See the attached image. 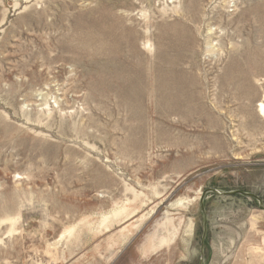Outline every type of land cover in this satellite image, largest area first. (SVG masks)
I'll return each mask as SVG.
<instances>
[{
	"label": "rangeland",
	"instance_id": "374dc122",
	"mask_svg": "<svg viewBox=\"0 0 264 264\" xmlns=\"http://www.w3.org/2000/svg\"><path fill=\"white\" fill-rule=\"evenodd\" d=\"M261 53L264 0H0V264H198L204 190L264 201ZM206 210L204 264H264L255 200Z\"/></svg>",
	"mask_w": 264,
	"mask_h": 264
},
{
	"label": "bare ground",
	"instance_id": "6f19581e",
	"mask_svg": "<svg viewBox=\"0 0 264 264\" xmlns=\"http://www.w3.org/2000/svg\"><path fill=\"white\" fill-rule=\"evenodd\" d=\"M236 3V2H235ZM226 7V6H225ZM237 7V6H236ZM239 8V7H238ZM215 10V9H214ZM88 20V19H87ZM214 20V19H213ZM218 21V20H217ZM77 22V21H76ZM207 22V21H206ZM241 23V22H240ZM94 24V23H93ZM98 24V23H97ZM239 25V24H238ZM254 25V24H253ZM259 25V24H258ZM99 26V25H98ZM96 27V26H95ZM91 28V27H90ZM97 28V27H96ZM95 28V29H96ZM213 28V27H212ZM87 30L89 29L88 27L86 28ZM93 30V29H92ZM237 30V29H236ZM263 31V30H262ZM85 32H87V31H85ZM88 32H89V30H88ZM99 32V31H98ZM261 32V31H260ZM91 33V32H90ZM223 33V32H222ZM84 34V33H83ZM209 34V33H208ZM79 35H81V34H79ZM85 35V34H84ZM222 35V34H221ZM254 35V34H253ZM263 35V34H262ZM98 36V35H97ZM210 36H211V34H210ZM218 36H220V35H218ZM223 36V35H222ZM221 36V37H222ZM240 37V36H239ZM66 38V37H65ZM83 38H84V36H83ZM88 38V37H87ZM252 38H254V37H252ZM256 38V37H255ZM254 38V39H255ZM65 40V39H64ZM230 40V39H229ZM56 41V40H55ZM75 41V40H74ZM87 41H88V39H87ZM256 41V40H255ZM86 42V41H85ZM88 42H91V40H89ZM83 43V42H82ZM81 43V44H82ZM100 43V42H99ZM254 43V42H253ZM85 44H87V43H85ZM130 44V43H129ZM113 45H115L114 43H113ZM79 46V45H78ZM96 46V45H95ZM104 48H105V46H103ZM111 47H113V46H111ZM95 48V47H94ZM64 49H65V47H64ZM67 49V48H66ZM114 49V48H113ZM61 51H63L62 50V48H61ZM218 51H220V50H218ZM56 52H58V51H56ZM111 52V51H110ZM71 53V52H70ZM114 53V52H113ZM216 53V52H215ZM75 54V53H74ZM262 54V53H261ZM94 55V54H93ZM259 55V54H258ZM262 55H264V53L262 54ZM218 56V55H217ZM117 57V56H116ZM258 57H260V55L258 56ZM111 58H114V56H112ZM262 58V57H261ZM260 58V59H261ZM252 59H254V58H252ZM252 59H250V61L252 60ZM259 59V58H258ZM263 59H264V56H263ZM107 60V59H106ZM248 60H249V58H248ZM255 60V62H256V59H254ZM253 60V61H254ZM262 62H264L263 60H261ZM261 61H260V63H261ZM252 64H254V63H252ZM262 64V63H261ZM261 64H260V67H261ZM87 65V64H86ZM251 66V65H250ZM254 66H255V64H254ZM257 66V65H256ZM262 66H264V65H262ZM253 67V66H252ZM252 67H247V68H252ZM256 68V67H255ZM262 69V68H261ZM254 70V75H255V69H253ZM258 70H260V68L258 69ZM263 71V70H262ZM261 71V72H262ZM248 72V71H247ZM257 72V71H256ZM264 72V71H263ZM262 72V73H263ZM139 74H140V79H138V85H139V83L141 84V85H144V84H146V85H148V86H152L150 83H152L153 81V75L151 74V73H147L146 74V71H139L138 72ZM250 73V72H249ZM117 74L119 75V74H121V72L120 71H117V72H115L114 73V76H112V81H114L115 80V77L117 76ZM122 75V74H121ZM250 77V76H249ZM248 77V78H249ZM160 81H162L163 83H164V80H162V79H160ZM245 81V80H244ZM246 81H248V80H246ZM240 82V81H239ZM144 83V84H143ZM241 84H242V82H240ZM166 84V83H165ZM241 84H240V86H238V84H237V87H240V88H242L241 87ZM243 85V84H242ZM166 87H168L167 85L166 86H164V88H161V89H157V90H159L158 92L161 94V99H163V100H165V99H167V97H168V95L170 94V92L168 91L169 90V88H166ZM120 88V87H119ZM251 88H253V87H251ZM130 89V88H129ZM136 89H133V90H129L127 93H133L134 91H135ZM138 90H139V94H138V97L136 98L135 97V95L134 96H132L131 98H132V100L131 101H133V102H137L138 101V103L141 101V100H143V98H144V94H143V90H142V88H140V86L138 87ZM236 90H239L238 88L236 89ZM173 91V90H172ZM257 92V91H256ZM259 92V91H258ZM54 93V92H53ZM153 93V92H152ZM236 95V94H235ZM239 95V94H238ZM249 95H251V94H249ZM261 95V94H260ZM118 96H119V94H118ZM251 97V96H250ZM120 98V97H119ZM136 98V99H135ZM169 98L170 99H172V100H170V103H165V105H168L169 106V108H168V110H167V113H177V110L178 109H180V108H177L176 106H178V103H179V101H177V100H174L175 99V97H174V95H169ZM239 98V97H238ZM252 98V97H251ZM248 99V98H247ZM168 101V100H167ZM152 102H153V100H152ZM181 102V101H180ZM131 104V103H130ZM36 106V105H35ZM260 111L264 114V104L262 103V104H260ZM91 117V116H90ZM92 118V117H91ZM86 124V123H85ZM69 127V126H68ZM81 127V126H80ZM88 127V126H87ZM56 145V144H55ZM52 146V145H51ZM54 146V145H53ZM53 146H52V148H53ZM51 148V147H50ZM51 148V149H52ZM64 149V148H63ZM53 150V149H52ZM56 150H58V149H56ZM55 151V150H54ZM71 162V161H70ZM89 165V164H88ZM90 166V165H89ZM74 167V166H73ZM72 168V167H71ZM73 170V169H72ZM55 257V256H54Z\"/></svg>",
	"mask_w": 264,
	"mask_h": 264
},
{
	"label": "water",
	"instance_id": "95a60500",
	"mask_svg": "<svg viewBox=\"0 0 264 264\" xmlns=\"http://www.w3.org/2000/svg\"><path fill=\"white\" fill-rule=\"evenodd\" d=\"M209 195H217L221 197L242 196L244 198L255 200L258 203L259 209L261 211H264V201L259 196L253 193H247V192L240 191V190L230 191V192H221L214 188L204 190L199 199L202 220H203V233H202V237L200 241V254H199L198 264H204L205 258H206V241H207L208 232H209L208 216H207V210H206V199Z\"/></svg>",
	"mask_w": 264,
	"mask_h": 264
}]
</instances>
